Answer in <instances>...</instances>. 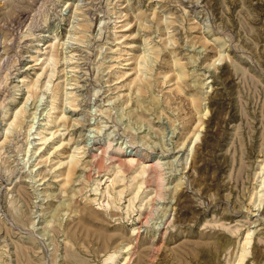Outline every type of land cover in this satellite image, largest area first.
Returning a JSON list of instances; mask_svg holds the SVG:
<instances>
[{"label": "rangeland", "instance_id": "obj_1", "mask_svg": "<svg viewBox=\"0 0 264 264\" xmlns=\"http://www.w3.org/2000/svg\"><path fill=\"white\" fill-rule=\"evenodd\" d=\"M0 264H264V0H0Z\"/></svg>", "mask_w": 264, "mask_h": 264}, {"label": "bare ground", "instance_id": "obj_2", "mask_svg": "<svg viewBox=\"0 0 264 264\" xmlns=\"http://www.w3.org/2000/svg\"><path fill=\"white\" fill-rule=\"evenodd\" d=\"M148 165H150V164H148ZM153 169V168H152Z\"/></svg>", "mask_w": 264, "mask_h": 264}]
</instances>
